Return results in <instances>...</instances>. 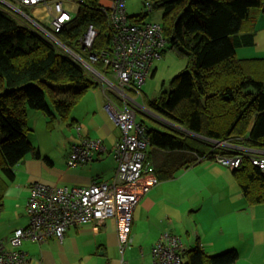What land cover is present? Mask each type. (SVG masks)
Listing matches in <instances>:
<instances>
[{"label": "trees", "instance_id": "trees-1", "mask_svg": "<svg viewBox=\"0 0 264 264\" xmlns=\"http://www.w3.org/2000/svg\"><path fill=\"white\" fill-rule=\"evenodd\" d=\"M143 2L147 12L161 11L165 46L188 61L170 82L169 92L148 103L170 128L159 131L146 126L151 152L146 150L145 155L157 182L174 178L200 162L199 157H206L212 150L207 139L264 152V76L260 78L264 70L254 64L262 59L235 55V47L252 45V34L240 35V30L245 23L251 21L252 25L256 12H264V0ZM98 3L83 0L75 19L55 34L84 59L89 52L81 49L78 39L89 25L98 30L91 52L98 54L109 43L107 19ZM143 15L147 13L135 19L140 22ZM102 66L100 61L93 65L101 72ZM93 85L96 83L69 56L0 4V213L14 166L27 154L39 155L27 138L28 109L39 110L50 119L68 120L71 109ZM46 96L56 114L48 108ZM173 126L194 135L179 133ZM208 159L212 158L204 160ZM231 172L249 204L264 203L263 171L244 157ZM183 257L185 264H233L239 255L234 248L208 254L195 245Z\"/></svg>", "mask_w": 264, "mask_h": 264}, {"label": "built area", "instance_id": "built-area-1", "mask_svg": "<svg viewBox=\"0 0 264 264\" xmlns=\"http://www.w3.org/2000/svg\"><path fill=\"white\" fill-rule=\"evenodd\" d=\"M5 10L20 13L27 25L51 41L69 56L102 89L106 95L104 109L119 129L121 136L113 144L111 154L116 162L113 177L108 182H92L88 186H49L35 182L30 187L25 205L28 221L16 228L6 241H0V264H29L27 252L20 248L23 240L42 242L47 238L60 241L71 225H96L112 217L116 221L121 253L132 245L130 234L132 215L139 199L157 183L153 166L146 159L148 138L145 124L137 112L147 113L140 103L141 89L155 59H159L166 41L160 22L135 24L130 21L125 0H105L98 9L106 16L109 43L98 54L91 47L98 30L89 25L78 39L88 58L72 51L55 36L71 23L83 0H0ZM148 5V4H147ZM41 7L47 20L38 21L28 10ZM149 8V7H148ZM102 62L103 71L93 65ZM206 140V139H205ZM212 150L231 151L233 155L210 153L206 156L230 169L237 168L244 157L264 172V152L234 145L227 140H206ZM100 138H83L71 147L67 165L75 167L92 161L96 152H105ZM206 157H199L204 160ZM9 245V247H8ZM186 248L181 237L164 230L151 247L152 264H185ZM120 264H127L121 258Z\"/></svg>", "mask_w": 264, "mask_h": 264}, {"label": "crops", "instance_id": "crops-1", "mask_svg": "<svg viewBox=\"0 0 264 264\" xmlns=\"http://www.w3.org/2000/svg\"><path fill=\"white\" fill-rule=\"evenodd\" d=\"M0 4L3 3L0 2ZM28 13L38 21L47 20L45 11L41 7L30 8ZM263 50L262 52H264ZM253 55L262 57L264 54ZM254 64L260 67L263 63L255 61ZM154 74L155 68L152 67L149 75L153 76ZM87 93L93 103L91 111L87 113L89 115L79 114L77 116L74 114V117L69 119H72L71 127L79 128L78 134L76 132L77 139L74 145L80 143L83 138H100L106 151L96 152L92 161L75 167L67 165L71 145L55 148L50 143V150H44L38 146L39 155L27 154L14 166V178L8 182L2 196L3 213H0L2 215L0 241H6L16 228L27 225L28 217L25 205L28 202L30 187L33 183L42 182L49 186H88L92 182H108L113 177L116 162L111 154V149L120 138L121 133L104 109L107 93H104L97 84L88 88L85 95ZM140 103L142 102L140 101ZM27 113L28 120L31 117L32 121H41V113L32 109ZM217 166L219 164L212 161H200L181 170L174 178L157 182L152 186L139 199L134 208L130 228L133 241L132 245L126 248L123 253L119 248L116 221L112 217L106 218L98 225L95 223L71 225L65 230L60 241L55 238H47L42 242L23 240L20 248L27 252L29 264H120L122 257L127 264H152L151 247L158 239L159 234L164 230H169L182 237L180 232L184 228L183 221L192 214L198 215L199 213L194 212L201 209L207 201L212 202L213 205L223 202L217 209L211 210L221 225L219 228L213 227L214 229H221L222 232L225 229L228 231L235 229L239 232L249 229L248 223L242 225L238 222L235 227L233 218L229 214L228 205L231 206V211L237 214H240L238 212L246 209L249 205L243 204L241 208H237L239 204L235 206L232 203L233 200H231V204H228V187L216 175L229 176V174L224 168L221 170ZM206 175L211 177H205ZM260 206H264V203ZM197 215H194L195 224L202 226ZM240 216L245 215L240 214ZM209 218L211 216L208 215L207 219L203 221V229H208L206 221ZM23 221L24 223L20 224ZM197 232L196 235H193V237L196 236L194 242L188 233L185 240L183 237L181 239L184 240L186 249L199 245L205 251V244L197 243L199 242V232ZM221 242L224 240H220L218 243Z\"/></svg>", "mask_w": 264, "mask_h": 264}, {"label": "rangeland", "instance_id": "rangeland-1", "mask_svg": "<svg viewBox=\"0 0 264 264\" xmlns=\"http://www.w3.org/2000/svg\"><path fill=\"white\" fill-rule=\"evenodd\" d=\"M125 8L127 15L130 17V21L134 23L140 24L144 22L162 21L161 11L153 9L152 11L147 12V8L144 7L143 0H125ZM144 12H146L147 15L145 16L143 15L142 18L140 19V22L137 21V19H135V16H140ZM12 13L16 16L17 19L24 20V17L20 13L16 11H13ZM253 16L255 17V19L253 20L252 25H250L251 21L250 24L245 23L240 30V35L251 33L253 43L252 45L249 46L235 47V55L237 58L240 59L261 58L262 60L260 61L263 64H261L260 70L263 71L264 55H262V57H259L258 55H253V54H264V52H262V49H264V12L259 10ZM187 65H188L187 59L185 57L177 55L172 49H169L168 45H166L162 49L160 58L155 59L153 61L152 67L153 69L155 68V74L153 76L149 75L148 78L143 83L141 89L143 96L139 99V101L145 104V108L148 111H150L152 115L137 112V119L143 121L145 126H147L148 128H154L159 131H166V129L168 130L170 129L169 127L166 126V124L168 123L163 121L160 118L161 116L158 117L159 115L154 113L150 109L152 106L151 105H150L151 107L148 106V103L150 100L154 98L157 99L161 93L169 92L170 82L181 70L186 68ZM189 69L190 68H188V70ZM262 74L263 75H261L260 73L261 79H263L264 76V73ZM84 95L79 99V102H77L76 105L71 109L68 120L60 119L58 117L55 119H50L46 117L41 111L34 110L37 111L38 113H41L42 118L41 121L38 120L32 121L31 117H29L28 120V113H27V125L30 129L27 132V138L30 141V143L33 146H35L36 149L38 148V146H41L42 149L44 150L51 149L50 143H52L55 148L57 147L62 148L64 146L69 147L70 145L73 146L74 142L77 139L76 132L78 134L79 128L76 126L71 127L72 124L70 125L71 120L69 119L73 118L74 114H76L77 116H79V114L87 115V113H89L93 107L92 105L93 103L92 100L90 99L89 94L87 93L85 96ZM82 99L86 101L84 102V100ZM46 101L48 108L55 113L54 107L51 104V100L48 96H46ZM154 116H156L157 118ZM173 128L176 131L178 130L177 132H179V130L184 131L183 129H180L176 126H173ZM188 134L194 135L192 133H188ZM146 150L148 153L151 152V148L149 147ZM222 151H227V150H222ZM203 161H210V162L212 161L218 163L212 159L203 160ZM218 164L219 166L217 167L219 169L223 170L224 168L225 171H227L229 174V176L216 175V177L219 180L223 181V183H225L226 186L228 187V193H227L229 196L228 204H231V200H233L232 203H234L235 206L236 204H239L237 205L238 206L237 208H241V205L243 204L249 205L248 207L246 206L247 207L246 209H242L238 212L245 216H240V214L232 212L231 206L228 205L229 214L233 218V223L235 224V227L238 222L241 223L242 225L248 223L249 229H244V231L242 232H239L235 229H229V231L225 229L223 232L221 231V229H214L213 227L219 228V226L221 225L219 219L213 216L211 210L217 209L218 206H221V204H223V202L222 201L219 202V205L217 204L213 205L212 202L207 201L205 202L204 206L201 209L194 212V213H199L198 215L197 214L194 215H197V217H199L200 221L202 222V226H197L195 224L196 218L192 214L191 216L187 217L185 221H183L184 224L183 223L182 224L184 228L182 229V232H180L181 236L185 240V237H187V233H188L194 242L196 240V236L193 237V235H196V232L198 231L199 233L198 232L197 233H198L199 242L197 243L202 244L201 242H203V244H205L206 253L215 254L217 252L226 249L234 248L237 250L239 257L233 264H251V263L264 264V206H260L262 203L249 204L246 200H244L240 187L236 179L234 178L231 169L228 168L227 166L221 165L220 163ZM205 177H211V176L206 175ZM221 193L223 194V191H221ZM208 215L209 217L211 216V218H209L206 221L208 229H203V221L207 219ZM1 217L2 215L0 214V219ZM23 223L24 221L21 222L20 224ZM225 231L226 234H224ZM183 239L182 241H184ZM220 240H224V242L218 243Z\"/></svg>", "mask_w": 264, "mask_h": 264}, {"label": "clouds", "instance_id": "clouds-1", "mask_svg": "<svg viewBox=\"0 0 264 264\" xmlns=\"http://www.w3.org/2000/svg\"><path fill=\"white\" fill-rule=\"evenodd\" d=\"M80 6V5H79ZM161 23V22H160ZM152 68V67H151ZM150 71H151V69H150ZM148 76H149V74H148ZM148 76H147V78H148ZM146 78V79H147ZM145 106V105H144ZM148 111V110H147ZM145 114H148V115H152V113L150 112V111H148L147 113H145ZM158 116V115H157ZM154 117H156V116H154ZM158 117H160V116H158ZM157 118V117H156ZM163 120V119H162ZM164 121V120H163ZM186 132V131H185ZM202 161V160H201ZM90 162V161H89ZM80 165V164H79ZM187 250V249H186Z\"/></svg>", "mask_w": 264, "mask_h": 264}, {"label": "water", "instance_id": "water-1", "mask_svg": "<svg viewBox=\"0 0 264 264\" xmlns=\"http://www.w3.org/2000/svg\"><path fill=\"white\" fill-rule=\"evenodd\" d=\"M184 131L188 132L187 130H184ZM188 133H190V132H188Z\"/></svg>", "mask_w": 264, "mask_h": 264}]
</instances>
